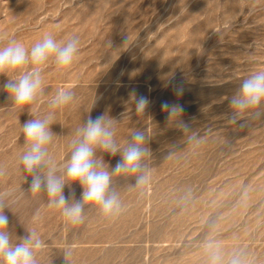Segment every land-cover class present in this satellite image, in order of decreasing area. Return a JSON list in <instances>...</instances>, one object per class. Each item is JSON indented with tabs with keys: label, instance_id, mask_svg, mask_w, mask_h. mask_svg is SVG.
I'll return each mask as SVG.
<instances>
[{
	"label": "rangeland",
	"instance_id": "rangeland-1",
	"mask_svg": "<svg viewBox=\"0 0 264 264\" xmlns=\"http://www.w3.org/2000/svg\"><path fill=\"white\" fill-rule=\"evenodd\" d=\"M253 6L261 10L249 14ZM45 33L80 38L69 69L42 73L45 100L58 89L74 93L51 125L55 160L70 154L72 133L89 115L105 112L119 122L118 142L139 129L151 155L144 172L113 177L118 214L85 206L84 222L67 225L45 195L29 192L18 158L21 126L34 117L0 87V190L16 188L4 209L15 242L34 228L46 243L41 264H208L209 241L264 264V116L228 123L242 79L264 69V0H0V47L14 38L30 49ZM7 79L0 74V86ZM133 91L150 101L143 116L129 112ZM165 102L183 108L187 133L170 122ZM103 157L110 167L121 159ZM139 175L146 183L137 185ZM71 190L79 199L81 186Z\"/></svg>",
	"mask_w": 264,
	"mask_h": 264
},
{
	"label": "clouds",
	"instance_id": "clouds-1",
	"mask_svg": "<svg viewBox=\"0 0 264 264\" xmlns=\"http://www.w3.org/2000/svg\"><path fill=\"white\" fill-rule=\"evenodd\" d=\"M260 10L253 6L249 14ZM234 21V18L227 20L220 32L229 30ZM79 49V36L70 35L65 40H57L52 33H45L30 49L14 38L0 47V74L8 77L0 87L8 93L14 109L27 110L34 117L21 126L25 143L18 165L25 174L24 181L30 176L29 192L33 196L45 195L46 207L58 211L71 226L84 222L85 206L97 208L106 217L118 214L121 202L112 189L113 177L144 172V161L151 155L146 146V135L139 129L130 132V140L118 142L119 122L105 112L95 118L89 115L72 133L68 144L70 154L60 162L55 160L51 147L58 136L53 133L51 125L57 123V110L73 103L74 93L58 89L55 95L45 100L42 73L49 65L63 73L78 59ZM176 93L180 95L182 90L177 89ZM44 103L48 111L41 115L40 106ZM149 104L147 97L138 96L134 91L130 93L129 112L134 106L135 113L143 116ZM161 107L170 122L188 132V126L181 121L183 108L179 104L165 102ZM229 107L232 110L230 124L244 118L258 120L264 116V69L253 70L242 79L229 100ZM128 114H123L125 119ZM98 152L101 155H97ZM103 154H119L121 159L110 167ZM6 175V169L0 167V177ZM147 179L146 175H139L137 185L146 183ZM73 184H79L83 189L79 199L71 190ZM66 185L70 188L68 196L64 194ZM15 192L13 186L0 190V264H41L40 257L46 243L40 234L34 228H27V235L19 238L17 243L9 231V217L4 209H11ZM205 250L208 264H248L241 252L225 255L220 246L211 241L205 244ZM70 254L65 253L66 256Z\"/></svg>",
	"mask_w": 264,
	"mask_h": 264
}]
</instances>
